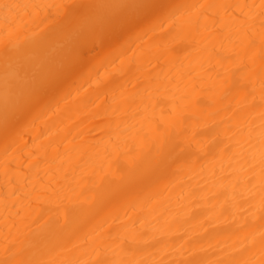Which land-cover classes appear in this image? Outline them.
I'll return each instance as SVG.
<instances>
[{
  "label": "bare ground",
  "instance_id": "obj_1",
  "mask_svg": "<svg viewBox=\"0 0 264 264\" xmlns=\"http://www.w3.org/2000/svg\"><path fill=\"white\" fill-rule=\"evenodd\" d=\"M193 262L264 264V0H0V264Z\"/></svg>",
  "mask_w": 264,
  "mask_h": 264
},
{
  "label": "snow or ice",
  "instance_id": "obj_2",
  "mask_svg": "<svg viewBox=\"0 0 264 264\" xmlns=\"http://www.w3.org/2000/svg\"><path fill=\"white\" fill-rule=\"evenodd\" d=\"M3 7L7 8V9H10L12 7H15V6L6 4ZM60 7L63 8L64 6L61 5ZM97 7H112V8H120V9H123V8H126V7H133V8L140 9V10H151V9H154V8H157V7H161L162 8V7H165V6H163V5L157 6V5H151V4H138V5H130V6L129 5H101V6H97ZM70 16H72L71 13H70ZM74 22L79 24L81 21H80V19L75 18ZM193 264H199V262H193Z\"/></svg>",
  "mask_w": 264,
  "mask_h": 264
}]
</instances>
